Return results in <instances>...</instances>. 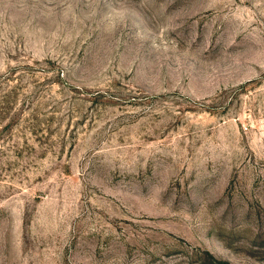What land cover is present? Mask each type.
Masks as SVG:
<instances>
[{
    "label": "rangeland",
    "instance_id": "rangeland-1",
    "mask_svg": "<svg viewBox=\"0 0 264 264\" xmlns=\"http://www.w3.org/2000/svg\"><path fill=\"white\" fill-rule=\"evenodd\" d=\"M264 264V0H0V264Z\"/></svg>",
    "mask_w": 264,
    "mask_h": 264
},
{
    "label": "trees",
    "instance_id": "trees-1",
    "mask_svg": "<svg viewBox=\"0 0 264 264\" xmlns=\"http://www.w3.org/2000/svg\"><path fill=\"white\" fill-rule=\"evenodd\" d=\"M206 254H209V258L208 260L210 261L209 264H228V263H223V262H219L217 261V259L210 253L206 252Z\"/></svg>",
    "mask_w": 264,
    "mask_h": 264
}]
</instances>
